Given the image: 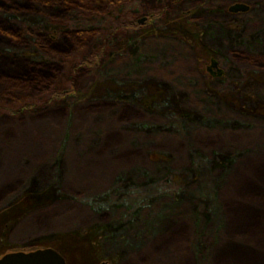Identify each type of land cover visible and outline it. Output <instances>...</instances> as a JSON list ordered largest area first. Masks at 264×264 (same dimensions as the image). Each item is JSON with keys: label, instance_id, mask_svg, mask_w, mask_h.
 Segmentation results:
<instances>
[{"label": "rangeland", "instance_id": "obj_1", "mask_svg": "<svg viewBox=\"0 0 264 264\" xmlns=\"http://www.w3.org/2000/svg\"><path fill=\"white\" fill-rule=\"evenodd\" d=\"M0 17L54 38L68 29ZM94 24L100 38L77 59L102 51L101 66L69 61L66 97L0 104V202L15 198L0 259L264 263V0H132ZM53 155L57 180L39 191L34 172Z\"/></svg>", "mask_w": 264, "mask_h": 264}, {"label": "trees", "instance_id": "obj_2", "mask_svg": "<svg viewBox=\"0 0 264 264\" xmlns=\"http://www.w3.org/2000/svg\"><path fill=\"white\" fill-rule=\"evenodd\" d=\"M131 1L0 0L1 15L17 19L47 18L53 23L68 26L59 38H54L39 28L26 29L16 21L0 17V46L9 48L13 52L11 56L0 52V104L8 106L27 104L29 106L47 97H53L55 100L66 97L67 91H57V87L63 82L68 72L69 61L73 59V62L77 63V70L91 72L95 70L94 68L101 66L102 51L92 56L91 59L79 61L77 59L79 54L95 45L100 38L101 29L97 28L94 23L99 16L112 12L121 4ZM34 51L35 56L39 55V58L26 55ZM61 111L63 109H59V113ZM54 158L53 155L34 172V175L39 174V179L38 183L35 182L32 186L40 188L39 191L50 187L57 180V162ZM20 184L23 187L24 184L19 183L18 185ZM14 201L15 198L8 204L5 200L0 202V212L9 208ZM261 202L264 205V194ZM254 217L257 218L255 213ZM202 218H205L201 220L203 231H205L211 224L212 217L208 215V218L203 216Z\"/></svg>", "mask_w": 264, "mask_h": 264}, {"label": "water", "instance_id": "obj_3", "mask_svg": "<svg viewBox=\"0 0 264 264\" xmlns=\"http://www.w3.org/2000/svg\"><path fill=\"white\" fill-rule=\"evenodd\" d=\"M250 10V7L245 4H235L230 7L229 11L234 14L245 13ZM146 19L139 21V24H144ZM216 70V72H214ZM208 72L212 76L222 77L224 72L219 68V63L216 60L211 61L208 67ZM0 264H67V261L62 255L53 249L38 250L31 253H11L0 259ZM107 264V263H103Z\"/></svg>", "mask_w": 264, "mask_h": 264}, {"label": "flooded vegetation", "instance_id": "obj_4", "mask_svg": "<svg viewBox=\"0 0 264 264\" xmlns=\"http://www.w3.org/2000/svg\"><path fill=\"white\" fill-rule=\"evenodd\" d=\"M249 11H250V10H249ZM249 11H248V12H249ZM230 13H231V12H230ZM232 14H234V13H232Z\"/></svg>", "mask_w": 264, "mask_h": 264}]
</instances>
